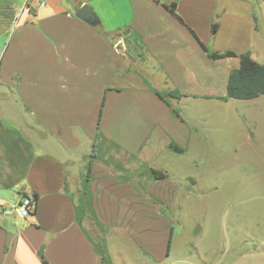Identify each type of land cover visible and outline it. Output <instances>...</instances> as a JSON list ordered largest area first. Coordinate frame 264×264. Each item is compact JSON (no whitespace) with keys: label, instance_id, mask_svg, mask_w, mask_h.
<instances>
[{"label":"crops","instance_id":"obj_1","mask_svg":"<svg viewBox=\"0 0 264 264\" xmlns=\"http://www.w3.org/2000/svg\"><path fill=\"white\" fill-rule=\"evenodd\" d=\"M172 1L175 13L165 6ZM84 4L95 24L77 17ZM253 15L248 0H0V204L35 199L25 218L0 214V264H100L98 235L113 264H174L169 221L142 212L126 174L147 164L173 179L154 153L171 150L170 142L183 149L176 153L190 149L201 120L190 108L231 103L242 120L241 107L258 111L264 95L218 98L239 58H209L201 45L249 52ZM172 90L180 96L159 95ZM245 132L260 145L259 131ZM98 147L119 164L90 158ZM89 160L101 228L75 216ZM171 190L149 194L168 199ZM85 221L97 227L94 238Z\"/></svg>","mask_w":264,"mask_h":264},{"label":"rangeland","instance_id":"obj_2","mask_svg":"<svg viewBox=\"0 0 264 264\" xmlns=\"http://www.w3.org/2000/svg\"><path fill=\"white\" fill-rule=\"evenodd\" d=\"M248 1L254 13L249 53L264 63V0ZM233 108L239 110L231 103L218 109L203 103L199 110H187L201 117L196 125L200 136L183 153H154L153 160L161 162L173 179L155 178L147 164L126 174L140 192L142 212L162 214L169 221L173 233L167 261L174 264H264V103L258 111L253 105L241 107L248 113L244 120ZM248 129L256 135L259 131L260 145L247 143ZM92 158L119 164V159L102 156L100 147ZM166 185L174 196L149 194L151 187L160 192ZM76 187L75 198L79 184ZM91 222L84 225L94 238L97 227Z\"/></svg>","mask_w":264,"mask_h":264},{"label":"trees","instance_id":"obj_3","mask_svg":"<svg viewBox=\"0 0 264 264\" xmlns=\"http://www.w3.org/2000/svg\"><path fill=\"white\" fill-rule=\"evenodd\" d=\"M165 6L170 12L175 13V1H172L169 5ZM217 27V22L212 23L211 32L215 33ZM201 45L203 49L207 52L209 58L217 59L226 56H237L239 58L238 67L233 68L228 75L226 84V95L218 98L224 100H226L227 98L248 100L256 98L260 95H264V63L255 60L248 51L239 54L233 51H209L208 48L202 42ZM159 95H161L162 98H165L166 96H180L177 91L173 90L164 91L163 93H159ZM173 113L177 116L179 115V112L177 110H173ZM169 148L175 152L183 151L181 147H179L173 142L169 143ZM92 157L93 154L90 155V158ZM91 162L92 160H89V163L87 165L88 173H86L84 180L81 183V189L79 190V195L75 202V216L77 223L81 226L84 219L92 218L94 219L95 224L101 228L102 225L95 219L92 205V194L89 187V170ZM151 172L153 173V175H155V178L165 177L163 173L157 174L158 172L156 170H152ZM92 243L95 251L100 257V264H113L106 248L105 239L98 235L97 238L92 240ZM39 254L41 259L44 260L42 250H40Z\"/></svg>","mask_w":264,"mask_h":264},{"label":"built area","instance_id":"obj_4","mask_svg":"<svg viewBox=\"0 0 264 264\" xmlns=\"http://www.w3.org/2000/svg\"><path fill=\"white\" fill-rule=\"evenodd\" d=\"M34 205V197L24 195L19 198L18 202L12 205L4 206L0 204V214L5 213L6 210L9 209L10 211L14 212L19 218H25L30 214Z\"/></svg>","mask_w":264,"mask_h":264},{"label":"water","instance_id":"obj_5","mask_svg":"<svg viewBox=\"0 0 264 264\" xmlns=\"http://www.w3.org/2000/svg\"><path fill=\"white\" fill-rule=\"evenodd\" d=\"M76 15L77 17L87 21L90 24H95L97 22V16L92 11L91 7L87 4H84L79 7Z\"/></svg>","mask_w":264,"mask_h":264}]
</instances>
